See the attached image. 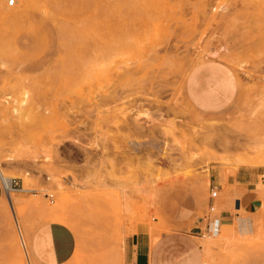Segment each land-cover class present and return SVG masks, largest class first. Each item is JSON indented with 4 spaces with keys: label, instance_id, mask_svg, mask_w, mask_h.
Listing matches in <instances>:
<instances>
[{
    "label": "rangeland",
    "instance_id": "obj_1",
    "mask_svg": "<svg viewBox=\"0 0 264 264\" xmlns=\"http://www.w3.org/2000/svg\"><path fill=\"white\" fill-rule=\"evenodd\" d=\"M0 168V264H34L25 210L73 232L60 264H125L131 236L157 264H264V0H0Z\"/></svg>",
    "mask_w": 264,
    "mask_h": 264
},
{
    "label": "crops",
    "instance_id": "obj_2",
    "mask_svg": "<svg viewBox=\"0 0 264 264\" xmlns=\"http://www.w3.org/2000/svg\"><path fill=\"white\" fill-rule=\"evenodd\" d=\"M236 181L237 184L234 185V189H237L240 192V196L236 198L238 205L241 203V201H243L245 205H249L256 199V195L249 191L253 187L247 186V183H251L252 179L249 180L244 176H238ZM215 187L220 188V186L217 184ZM17 197L19 203L20 197L18 195ZM29 215L30 211L25 210V214L22 211L24 226H22L20 231H22L23 235L26 237L29 247V254L31 255L34 264H60L66 261L71 256L75 247V237L71 229L58 221L50 219L48 221H43L41 220V217V219L36 218L35 220H30ZM207 217L211 218L212 221L216 220L217 224H219V217L214 213V210L208 213ZM208 218L204 216L203 224L195 225V227L197 226L196 228L199 227L201 230L204 229L206 223L209 222ZM187 242L188 241H186V239L181 236L172 235L168 240H166L164 246H177L174 250L177 251V255L179 256L178 258H181L183 255L187 254H190L191 256L198 254L199 246L196 245L194 248L193 246L188 247ZM180 246H184V249ZM148 252L149 251L147 247H144L140 241H134L133 237L131 236L129 241L127 240L125 244L124 263L151 264V256L155 254L156 261L154 264H157L159 256L154 245L152 248L150 247V252ZM140 257L141 260H139Z\"/></svg>",
    "mask_w": 264,
    "mask_h": 264
},
{
    "label": "built area",
    "instance_id": "obj_3",
    "mask_svg": "<svg viewBox=\"0 0 264 264\" xmlns=\"http://www.w3.org/2000/svg\"><path fill=\"white\" fill-rule=\"evenodd\" d=\"M6 5H12L14 0H4ZM21 187V182H19L18 178L15 176H5L2 174V172L0 171V190H2L3 192H8L10 190H17L18 188ZM44 195L46 197L49 198V201L52 200V194L50 192H45ZM209 198L212 199L213 197L216 196V190L212 189L209 191ZM208 213L212 212L214 210V205L212 204V202L209 203L208 206ZM208 213L205 215L206 218H208ZM209 222L206 223V225L204 226V229H200L199 227L197 228V232L199 234H203V233H215L218 230V224L216 220H211V218H208ZM207 219V220H208Z\"/></svg>",
    "mask_w": 264,
    "mask_h": 264
},
{
    "label": "bare ground",
    "instance_id": "obj_4",
    "mask_svg": "<svg viewBox=\"0 0 264 264\" xmlns=\"http://www.w3.org/2000/svg\"><path fill=\"white\" fill-rule=\"evenodd\" d=\"M211 68V67H210ZM219 69V68H218ZM211 77L213 78V79H215V80H218V79H220L221 78V75L219 74V72L217 71V69H212L211 70ZM227 75V74H226ZM225 88V86H222V89H224ZM136 115V114H135ZM134 115V116H135ZM179 115V114H178ZM181 116V115H180ZM123 122L128 126V127H132L133 129L134 128H137L138 126L136 125V123H135V121H133V120H130V122H127L125 119H123ZM149 131V130H148ZM119 152V151H118ZM0 171L2 172V174L3 175H5L4 174V172L2 171V169L0 168ZM5 176H7V175H5ZM7 196V198L9 199V200H11V195H10V192H5V197Z\"/></svg>",
    "mask_w": 264,
    "mask_h": 264
}]
</instances>
